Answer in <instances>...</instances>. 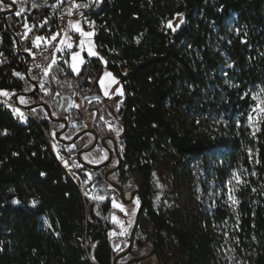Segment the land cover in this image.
Instances as JSON below:
<instances>
[{
  "label": "trees",
  "instance_id": "obj_1",
  "mask_svg": "<svg viewBox=\"0 0 264 264\" xmlns=\"http://www.w3.org/2000/svg\"><path fill=\"white\" fill-rule=\"evenodd\" d=\"M6 1L16 6L7 17L14 31L19 21L43 17L55 0ZM78 1L95 22L101 58L85 55L77 74L57 64L32 68L39 89L24 99L65 119L66 141L85 128L80 111L61 97L86 100L97 137L120 145L121 165L110 180L146 202L124 263L156 250L170 264L173 244L174 264H264V114L254 111L264 107V0ZM5 9L0 3V45L11 48ZM176 19L183 22L173 30ZM18 59L0 65V91H31ZM49 60L45 52L43 62ZM105 71L122 96L102 94ZM27 112L21 121L0 99V264H114L117 192L105 178L109 168L80 165L66 174L49 143L62 124L43 107ZM91 143L84 135L71 153ZM101 151L85 156L101 159ZM162 156L171 161L169 192L174 197L177 181L187 183L195 212L171 199L159 203Z\"/></svg>",
  "mask_w": 264,
  "mask_h": 264
},
{
  "label": "built area",
  "instance_id": "obj_2",
  "mask_svg": "<svg viewBox=\"0 0 264 264\" xmlns=\"http://www.w3.org/2000/svg\"><path fill=\"white\" fill-rule=\"evenodd\" d=\"M94 3L95 0H87L86 4L90 5ZM73 4L78 5L81 3L78 0H55L50 4L43 17L33 21L24 19L17 22L14 25L13 31L16 36V39L14 38V46L4 48L0 45V65L6 66L11 64L12 55H15L18 56L19 63L24 66L25 75L34 67H40L42 70L56 64L70 67L73 55L78 56L81 51L80 42L75 40L77 39L74 31L76 23L81 22L85 28L92 29L96 35L94 20L87 16L85 11L77 10L84 17L79 19L76 11H71ZM54 36L56 38L52 39ZM44 45L50 46L52 50L49 51L48 48L46 49L47 51L45 50L48 55L52 53L47 65L43 63V54L45 52L43 53L42 49ZM26 55L30 56V60ZM23 92L14 90L0 91V99L12 108L19 109L17 100ZM19 110L23 113L21 121L27 120L29 117L28 112L22 109ZM54 141L55 139L49 137L51 152L61 169L66 174H69L80 166L77 155L71 153L70 147Z\"/></svg>",
  "mask_w": 264,
  "mask_h": 264
},
{
  "label": "rangeland",
  "instance_id": "obj_3",
  "mask_svg": "<svg viewBox=\"0 0 264 264\" xmlns=\"http://www.w3.org/2000/svg\"><path fill=\"white\" fill-rule=\"evenodd\" d=\"M83 7H84L83 4H78V5L73 4L71 11L72 12L76 11V13L79 16V19H82L84 17L80 13H78L77 10L85 11V10H83ZM170 24L172 25V27H170L171 29L177 30L181 24V20L176 19ZM76 25H79V27L81 28L82 31L87 32V33H92V35H90V36H81L80 33L77 32L74 28V31L76 33L75 37L77 38L75 40H78L80 42L81 51L79 52V55L76 56V59L72 60V63H70L69 68L74 73L77 74L80 72L82 65L85 63V57H84L85 55H87L88 57H91V58H101V56H100V54H99V52H98V50L94 44V37H95L94 31L90 28H85V26L81 22L76 23ZM81 41H83L82 47H81ZM43 47H44L42 49L43 53L45 52V50L47 48L49 51H52L50 49L51 48L50 46L44 45ZM89 51H92L93 53H95V55H89ZM43 63H46V65L48 64L47 62H43ZM74 68H75V71L73 70ZM29 72H28V77L30 80ZM100 86H101L102 94L107 98L122 96V94H123L122 86L108 71L104 72V74L101 78V81H100ZM33 91H34V86L32 85L31 91H24L22 94L19 95V98L17 100V103L20 105L19 109L24 110L22 107H27V103H26L24 98H28V97H25L23 94H29V93H32ZM66 99H68V96H66L65 100ZM68 102H69V99H68ZM37 104H41V103H37ZM37 104H35V105H37ZM72 105L80 111V113L82 115V119H83L82 122H83V126H84L85 130H92L93 125H94V120L96 118V114L88 112V110H87L88 109L87 108L88 102L86 100H76L75 99V101H72ZM19 109L15 108V112H16L17 116L21 118L20 114L22 112ZM63 128H64V125H62L60 130H62ZM118 132H119L118 130L114 131L115 137L117 139L120 135V133L118 134ZM55 135L52 138V139H55L54 142H58V144H62L61 141H66L63 138V135L60 137L61 141L57 140L55 138ZM69 141H71V140H69ZM69 141H66V142H69ZM72 146L70 147V150H71ZM67 147H69V146H67ZM77 154H73V155H77ZM84 155L82 156L83 161L86 164L91 163L90 161H88L86 159V156H84ZM106 159H107V156L105 155L102 159H98L97 161H98V163H101V162L105 161ZM86 161H88L89 163H87ZM89 165H91V164H89ZM170 165H171V161L167 158H164L163 156L160 158V160L158 162L156 175L158 177V180L160 182L161 189H162V194L158 199L159 203H161L162 201H165L164 205H167V203L171 204V201H170V199H171L172 202H175L177 204V206L182 211L191 212V213L195 212L196 207H197V200L195 198H191V196L189 195L187 183L181 184L179 181H177V183L175 184V188H174V197L172 196L171 192H169V190L171 189V181H172V176H171V172H170ZM92 166H94V165H92ZM115 191L117 192V194H115V193L112 194V198H111L112 199L113 213H112L110 219H111V222L113 223L114 229L112 230L110 236L112 239L115 240V247L119 251V253L121 254L124 251H126L128 246H129V239L131 236V232H132V229L134 227L136 216H137V213H138L139 208H140V200L138 197H135L132 202L125 204L120 199L118 191L116 189H115ZM130 196L131 195H127L126 196L127 199H130ZM171 197H173V198H171ZM136 199L139 200V204L135 203ZM114 203L116 205L122 206L123 211L121 210V207L114 206ZM142 220L144 222L145 228L147 229L148 232H150V230H151L150 224L147 223L145 218H143ZM171 248H172L171 249L172 260H171L170 264H174L176 262V260H178L179 255L177 254V250L173 244L171 245ZM126 258H125V260H126ZM119 263L124 264V261L121 260ZM139 264H156V261L154 258H151V259L144 261L142 263H139Z\"/></svg>",
  "mask_w": 264,
  "mask_h": 264
},
{
  "label": "water",
  "instance_id": "obj_4",
  "mask_svg": "<svg viewBox=\"0 0 264 264\" xmlns=\"http://www.w3.org/2000/svg\"><path fill=\"white\" fill-rule=\"evenodd\" d=\"M1 2L4 5L11 6L13 8L12 10L4 11L2 13V15H3V21L5 23L6 30L9 31V32H11L13 34L14 38L16 39V36L14 35L13 31H11V29H10L8 23H7V17L10 16L13 12H15L16 6L13 3L8 2L6 0H1ZM26 57L30 60V57L28 55H26ZM27 72H28V69H27ZM26 76H27V78L29 80L28 74ZM29 82L34 86V91L32 93H29V94H23L25 97H31V96H33L38 91V89H39L38 85L35 82H33L31 80H29ZM65 98H66V96H62L61 97L62 104H63ZM17 106L20 107V105L18 103H17ZM71 106H72V100L69 99L68 108H70ZM36 107H43L46 110V112L48 114V117L52 121L64 125V128L62 130H60L59 132H57L56 135H55V138L57 140H60L61 141L60 137L64 134V132H66V130L68 128V122L65 119H55V118H53L52 117L51 110L46 105H43V104H37V105H33V106H29V107H22V108L24 110H26V111H29V110H32V109H34ZM90 133L94 135V141H93L92 145L90 147H88L87 149L80 151L77 154V158H78V162H79V164L81 166H85L89 170H99V169H102V168L107 167L108 164H109V162H110V160H111V157H112V151L110 149H108V147L106 145V140L107 139H103L102 140V145H103V147H105L106 149H108V151H109V159L104 164L98 165V166H92V165L86 164L83 161V159H82V156L84 154H87V153L91 152L96 147V145H97L98 137H97V135L95 134L94 131H92V130H84L81 133H79L73 140H71L69 142H66V141H61V142H62V144L64 146H72L73 144H75V142H76L77 139H79L80 137H82L84 135L90 134ZM113 142L115 144V152L118 153L117 143H116L115 140H113ZM120 165H121V160H120L119 166ZM119 166L116 167V168H114V169L108 170L105 173V178H106V180L109 183H111V185L114 187V189H116L118 191L119 196H120V199L122 200L123 203L128 204V203L132 202L135 197H138L139 200H140V208H139V211L137 213L136 220H135V224H134V227H133L132 232H131V236H130V239H129V246H128V248H127L126 251H124L123 253L119 254L114 259V264H120L119 262L121 260H123L124 258H126L131 253V251H132V249L134 247V244H135L136 234H137L138 228L140 226L142 212H143L144 207L146 205L145 199L141 196V193L139 191H136V192L132 193L131 196H130V199H127V197L124 194L123 189L120 186H118L117 184L113 183L110 180L111 174L114 173L116 170H118ZM151 258H154L155 259L156 264H163L162 259H161L160 255L157 253L156 250H151L149 253H147L146 255H144L142 257L130 259L129 261H127L124 264H139V263H142L144 261H147V260H149Z\"/></svg>",
  "mask_w": 264,
  "mask_h": 264
},
{
  "label": "flooded vegetation",
  "instance_id": "obj_5",
  "mask_svg": "<svg viewBox=\"0 0 264 264\" xmlns=\"http://www.w3.org/2000/svg\"><path fill=\"white\" fill-rule=\"evenodd\" d=\"M8 2H11V1H8ZM0 3L2 4V5H4L2 2H1V0H0ZM12 3V2H11ZM5 7H6V9L4 10V11H8V10H12L13 8L11 7V6H6V5H4ZM3 11V12H4ZM16 11V10H15ZM14 13V12H13ZM90 136H91V138L94 136L93 134H89ZM103 139H107L106 140V145H107V147H108V149H110L111 151H112V157H111V160H110V162H109V164H108V166L107 167H105L106 169H108L109 168V170H111V169H114V168H116V167H118L119 166V164H120V160L122 161V156H121V148H120V145L117 143V149H118V153H116L115 152V144H114V142H113V140H115L112 136H106V137H104V138H102V139H99L98 138V142H97V145H96V147L95 148H99V150H102L101 151V154H102V158L106 155L107 156V159L105 160V161H103V162H101V163H98V159L97 158H95V157H88V156H86V159L88 160V161H90L91 163L90 164H92V165H94V166H98V165H102V164H104L106 161H108V159H109V151H108V149H106L105 147H103V145H102V140ZM119 139H117V141H118ZM93 141H94V137L92 138V143H93ZM92 143H91V145H92ZM90 145V146H91ZM94 148V149H95ZM93 149V150H94ZM90 153V152H89ZM88 154V153H87ZM86 155V154H85ZM84 155V156H85ZM101 158V159H102ZM111 165H114V167H111ZM103 169V168H102Z\"/></svg>",
  "mask_w": 264,
  "mask_h": 264
},
{
  "label": "snow or ice",
  "instance_id": "obj_6",
  "mask_svg": "<svg viewBox=\"0 0 264 264\" xmlns=\"http://www.w3.org/2000/svg\"><path fill=\"white\" fill-rule=\"evenodd\" d=\"M182 22H183V21H181V23H182ZM168 26H169V27H172L171 24H169ZM74 28H75V30H76L77 32L80 33L81 36H90V35H92V33H87V32L82 31L81 28L79 27V25H75ZM55 38H56L55 36L52 37V39H55ZM38 39H39V38H38ZM82 46H83V41H81V47H82ZM69 47H71V45H69ZM89 55H95V53H93L92 51H89ZM73 59H76V56H75V55H73ZM73 70L75 71V68H74ZM4 94L6 95V93H4ZM262 103H264V102H262ZM254 111H258L259 113L264 114V107H258V109H255ZM20 115H21V118L23 119V114L21 113ZM249 119L251 120V119H253V118L250 117ZM14 202H15V203H18V201H14ZM135 203H136V204H139V200L136 199V200H135ZM114 206H116V207H121V210L123 211L122 206H120V205H116L115 203H114Z\"/></svg>",
  "mask_w": 264,
  "mask_h": 264
}]
</instances>
